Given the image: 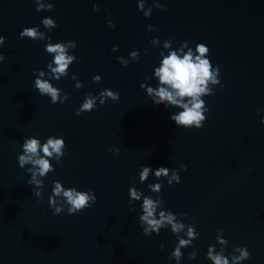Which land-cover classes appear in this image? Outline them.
Masks as SVG:
<instances>
[{"label":"water","instance_id":"95a60500","mask_svg":"<svg viewBox=\"0 0 264 264\" xmlns=\"http://www.w3.org/2000/svg\"><path fill=\"white\" fill-rule=\"evenodd\" d=\"M152 2L145 0V8ZM158 2L167 11L153 9L144 18L136 0H40L54 4L40 12L35 0H0V35L5 37L0 44V264H176L168 257L179 238L189 239L187 227L173 234L165 225L159 234L144 236L138 220L143 196L163 200L157 219L170 210L199 233L181 248L179 264H213L206 255L210 245H215L213 254L223 251L227 257L239 255L234 248L246 247L250 255L241 264H264V0ZM45 17L57 27L46 29ZM148 25L155 31L147 32ZM33 26L52 43L76 42L67 53L79 62L69 66L66 77L53 79L47 67L54 59L44 50L47 39L20 37ZM154 37L160 44L153 47ZM167 39L171 49L183 41L193 50L205 44L207 58L219 68L220 84L210 81L213 94L202 96L209 111L199 129L177 128L170 115L182 109L154 105L140 88L141 83L158 86L154 68L162 59L159 52L167 55ZM133 50L138 61L130 60ZM118 56L129 64L122 66ZM34 70H43L39 79L68 99L52 104L49 95H40ZM73 73L82 83L79 89ZM95 75L101 82L93 81ZM105 88L118 92L119 100H97L91 112L75 114L86 94ZM49 136L63 138L66 147L59 163L46 157L54 171L38 177L44 183L41 200L27 183L26 168L32 166L20 168L17 157L24 138L43 144ZM181 165L186 168L178 173L179 183L169 186L167 177L157 180L153 174L139 182L141 166L168 167L171 173ZM53 181L65 189L92 191L96 202L75 215H68L65 205L54 215L48 204ZM133 182L142 197L129 211ZM152 183L162 184L159 194L147 187ZM193 252L195 258L189 259Z\"/></svg>","mask_w":264,"mask_h":264},{"label":"clouds","instance_id":"9594fccd","mask_svg":"<svg viewBox=\"0 0 264 264\" xmlns=\"http://www.w3.org/2000/svg\"><path fill=\"white\" fill-rule=\"evenodd\" d=\"M36 11L41 10L51 11L54 7L53 3H49L46 6L40 3V0H35ZM137 10L143 13L144 18H148L153 11V9H159L162 11H167V8L156 0L155 3H151V6L145 8V0H136ZM93 11L99 12L100 8L96 3H93ZM41 23L49 31L57 27L56 21L50 17H45L42 19ZM110 28H114L115 25L111 20L108 21ZM147 32L155 31L152 25L146 27ZM21 38H30L32 40H45L47 43L44 50L48 54H54V59L48 62L47 67L51 69L52 77L55 80H59L61 76L66 77L68 75L69 66L74 62L78 61L75 55H69L67 53L68 48H75L76 42L74 40H69L66 42H56L52 43L50 37H47L44 33L38 30V26L25 27L20 33ZM5 37L0 35V44H3ZM188 41H183L180 43L179 47L171 49L172 41L167 39L163 41L164 48L167 49V55L164 51H160L159 55L161 60L159 66L154 68V76L158 78V86L153 88L151 86H146V84L141 83L140 88L146 89V95L151 99L154 105L163 104L165 108L174 107L182 109L174 114L170 115V119L175 123L177 128H201L204 121L206 120L205 113L209 111L202 99L204 95L213 94V88L208 87L211 81L214 85H219V68L213 67L210 60L207 58L209 54V48L203 44H196L194 50L188 46ZM150 44L154 47L160 44L158 37H154ZM184 49H187L183 55L180 54ZM118 47L113 46V51H117ZM129 57L131 61H138L139 54L136 50L129 52ZM118 62L122 66H127L130 62L129 59H125L122 56L116 57ZM4 60L3 54H0V61ZM56 67H52V64ZM38 72L34 80V89L39 91L40 95H49L51 97L50 103L56 104L57 102L63 104L67 99L68 95H61V89L57 87H52V85L47 81H42L39 79L40 76L44 75L43 70H34V74ZM72 79L76 81L75 87L77 89L82 87V83L76 79V74L73 73ZM93 81L101 82V77L95 75L92 77ZM108 99L112 101L119 100V93L112 91L110 89H103L98 95H93L91 92L86 94L82 104L79 109L76 110L75 114L80 115L81 112H91L97 107V100L100 104H104ZM261 124H264V117L261 118ZM65 141L63 138H54L49 136L46 143L41 144V141L35 137L24 138L21 145L22 152L18 155V165L20 168H25L26 165H31L32 167L26 168L27 173L30 174V178L27 183L33 186V191L38 199L42 200V189L44 183L42 179L38 177H45L49 172L54 171L53 165L49 162L48 158H53L57 163L60 162L64 155ZM110 152L118 151L117 149H109ZM43 153V156L40 153ZM55 154V156H53ZM186 166L181 165L179 170H170L168 167H159L153 170L148 166H141L138 179L140 183H144L150 174L160 180L161 178L167 177V184L171 186L173 182L179 183V171H184ZM147 187L151 189L152 192L160 193L162 189L161 183L148 184ZM128 207L129 211H133V202L140 201L142 197L141 191L137 190L135 187V182L128 189ZM57 198H62V202H58ZM96 196L92 191H78L75 187H69L67 189L62 187V184L58 181H53V186L51 189V195L48 198L49 207L53 209L54 215H59L61 212L66 211L68 215H75L78 212H82L85 209L91 207L92 204L96 202ZM163 200L159 197V200H154L151 196H143L141 210L142 214L139 215V224L142 227V234L144 236H149L153 233L159 234L161 228L165 225H171V232L173 234H179L181 231L187 227V237L179 238V243L176 244L174 250L170 253L169 259L179 261L182 258L183 253L181 248L184 246H190L192 241L197 238L199 233L196 232L195 228L191 225H185L183 222L177 220L176 214L170 210L161 211L159 213V219L156 218L157 207H163ZM180 216L186 217V213H180ZM146 225V226H145ZM217 238L222 237V229L217 230ZM223 245L227 244L226 239L220 241ZM161 250H163L164 245L161 243ZM215 245H210L207 250V258L211 259L213 264H241L242 261L249 258L250 253L246 247H236L234 248V253L239 252V255H232L227 257L224 252L213 254ZM196 253H190L189 259H194Z\"/></svg>","mask_w":264,"mask_h":264}]
</instances>
